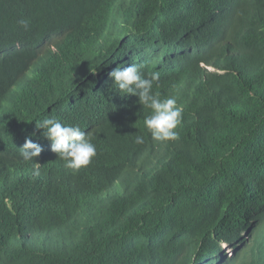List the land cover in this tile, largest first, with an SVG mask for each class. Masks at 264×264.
<instances>
[{
	"label": "trees",
	"instance_id": "trees-1",
	"mask_svg": "<svg viewBox=\"0 0 264 264\" xmlns=\"http://www.w3.org/2000/svg\"><path fill=\"white\" fill-rule=\"evenodd\" d=\"M73 2L69 17L63 18L64 6ZM139 2L133 7L119 0H0V98L23 83L29 95L35 87L49 92L77 67L79 47L65 41L56 45L58 54L50 48L66 30L100 32L105 23L109 33L121 15L123 35L134 21L132 32L140 30L144 44L160 46L200 37V30L208 31L210 20L219 22L223 7L231 3L242 12L228 29L231 43L208 55L223 57L228 72L209 77L210 100L186 133L168 142V156L165 149L149 150L154 141L143 120L150 112L140 119L136 111L110 107L101 120L99 106L91 104L76 115L81 127L97 135L98 178L59 176L42 215H23L26 209L17 217L0 213V264H166L171 257L194 254V246L202 245L200 254L206 256L222 242L238 249L239 264H264V194L253 192L258 176L264 177V0ZM21 20L29 22L27 30ZM38 39L46 45L37 52L16 46ZM44 58L45 67L34 72V86L24 78L29 66ZM135 134L145 142L134 143ZM111 152L114 160L107 162ZM135 153L146 156L145 162L132 164ZM11 169L10 161H0V210H8V202L20 196L38 194L29 188L16 193ZM27 224L32 236L25 237L22 248H11ZM243 232L253 234L257 243H237ZM33 242L43 250L35 251Z\"/></svg>",
	"mask_w": 264,
	"mask_h": 264
},
{
	"label": "clouds",
	"instance_id": "clouds-1",
	"mask_svg": "<svg viewBox=\"0 0 264 264\" xmlns=\"http://www.w3.org/2000/svg\"><path fill=\"white\" fill-rule=\"evenodd\" d=\"M119 1L133 7L140 3V0ZM74 5L73 2L64 6L63 18L69 17ZM232 5L228 8L224 6L226 11L220 14L219 22L210 20L209 30H200V37L177 40L169 45L144 44L140 30L132 32L134 21L130 30L123 35L121 29L125 27V20L121 15H118L116 27L109 33H105L108 24L104 23L100 32L93 28L66 30L58 35L50 46H54L52 52L58 54L56 45L65 41L79 47L77 67L70 68L52 90L44 92L47 95L36 87L29 95V87L23 83L20 88H9L0 98V161L11 162V186L16 189V193L24 188L38 193L36 196L26 194L14 202L9 201L8 210H0V213L6 215L9 211L11 216L17 217L26 209L23 215H42L44 200L51 196V189L57 184L59 176L65 180L73 176H96V167L101 161L97 135L81 127L76 118L91 104L99 106L97 116L101 120L106 119L110 107L124 113L136 111L140 119L150 112L143 120L145 131L150 133L154 141L149 150L155 154L165 149L168 156V142L176 141L179 135L186 133L198 109L210 100L212 88L208 83L209 77H220L228 72L223 57L208 58V55L218 45L229 42L228 29L239 22L242 16L240 8L234 11ZM121 6L128 7L122 3ZM19 23L28 29L27 20ZM63 33L70 36H63ZM45 45L43 39L33 43H16L26 53L40 51ZM46 62L47 58L33 62L24 79L34 85L37 81L34 72L44 68ZM157 90L165 91L167 95L163 96ZM28 99L36 101L32 103ZM19 131L24 135L20 136ZM144 142L142 135L135 134L134 143L140 145ZM169 149L175 151L176 148ZM105 156L107 162L114 160L112 152ZM145 160L146 156L135 153L130 161L140 164ZM258 177L259 181L256 180L255 184H260L255 186L253 192L264 194L261 193L264 177ZM224 184L231 186L229 182ZM229 203L233 206L232 202ZM29 226L27 224L23 229L25 235H20L11 248L24 246L25 239L32 236L27 230ZM240 239L237 243H257L256 237L247 232H243ZM31 245L35 251L43 250L41 243L33 242ZM194 248V254L171 257L166 264H178L180 259H184L185 264H239L238 249L229 242H222L218 251L206 256L200 254L202 245ZM242 251L246 253L245 248Z\"/></svg>",
	"mask_w": 264,
	"mask_h": 264
}]
</instances>
